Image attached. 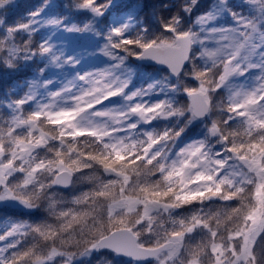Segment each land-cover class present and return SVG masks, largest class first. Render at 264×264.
Segmentation results:
<instances>
[{
  "label": "snow or ice",
  "instance_id": "6c2138e0",
  "mask_svg": "<svg viewBox=\"0 0 264 264\" xmlns=\"http://www.w3.org/2000/svg\"><path fill=\"white\" fill-rule=\"evenodd\" d=\"M0 264H264V0H0Z\"/></svg>",
  "mask_w": 264,
  "mask_h": 264
}]
</instances>
